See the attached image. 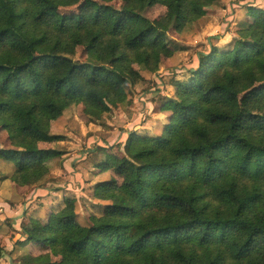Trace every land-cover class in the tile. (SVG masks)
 Masks as SVG:
<instances>
[{
  "label": "trees",
  "instance_id": "trees-1",
  "mask_svg": "<svg viewBox=\"0 0 264 264\" xmlns=\"http://www.w3.org/2000/svg\"><path fill=\"white\" fill-rule=\"evenodd\" d=\"M217 1L0 0V129L10 143L0 158L14 164L10 178L39 182L60 154L39 144L64 138L52 123L73 105L97 121L126 102L143 79L136 64L157 70L176 50L168 31ZM156 4L162 16L140 15ZM248 10L226 47L200 52L175 81L162 133L132 132L124 154L101 163L116 178L96 186L109 201L97 228L78 221L76 199L45 221L25 215L21 242L45 249L27 264H264V8Z\"/></svg>",
  "mask_w": 264,
  "mask_h": 264
},
{
  "label": "rangeland",
  "instance_id": "rangeland-1",
  "mask_svg": "<svg viewBox=\"0 0 264 264\" xmlns=\"http://www.w3.org/2000/svg\"><path fill=\"white\" fill-rule=\"evenodd\" d=\"M113 4L124 7L123 1ZM249 6L264 8V0H218L207 8L205 16L187 24L182 31H168L170 43L176 47L173 56L163 57L155 71L136 64L143 79L128 88L126 102L112 106L101 119L91 121L83 104L69 107L51 127L53 134L64 138L39 144L60 154L48 160L49 171L36 184L21 186L14 182L10 178L14 164L0 158V264H27L29 255L43 254L45 249L37 242H21L22 220L27 215L45 221L49 212L62 207L66 199H76L80 223L98 227V218L109 201L99 196L96 186L116 178L112 170L100 167L101 163L109 153L124 154V144L132 132L162 133L170 116L161 111V105L174 97L175 81L189 78L188 70L199 65L200 52L228 45L239 23L247 20ZM138 11L144 18L156 19L166 12V7L156 4ZM82 56L79 49L77 57ZM0 147H10L1 129ZM54 259L60 260L61 256Z\"/></svg>",
  "mask_w": 264,
  "mask_h": 264
}]
</instances>
